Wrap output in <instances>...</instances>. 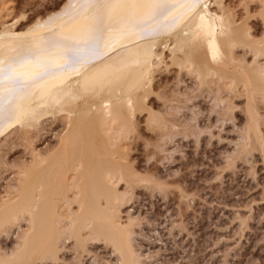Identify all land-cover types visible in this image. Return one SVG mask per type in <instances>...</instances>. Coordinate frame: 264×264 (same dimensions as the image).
I'll return each mask as SVG.
<instances>
[{"label":"bare ground","instance_id":"obj_1","mask_svg":"<svg viewBox=\"0 0 264 264\" xmlns=\"http://www.w3.org/2000/svg\"><path fill=\"white\" fill-rule=\"evenodd\" d=\"M6 2L0 0L1 10ZM202 2L207 8L189 11L185 0H67L58 12L37 17L25 28L0 12V60L7 64L35 55L18 69L25 74L24 89L10 101L8 86L0 89L4 97L0 139L15 127L35 128L51 116H62L66 123L50 157L38 158L37 167L29 170L31 176L27 171L24 175L30 177L18 183L15 196L0 200V232L21 215L26 214L29 222L11 264H30L36 254L56 257L60 234L66 231L49 232L61 199L67 204V239L80 244L86 237L104 240L118 253L116 264H137L132 237L120 221L122 195L113 179H136L123 135L135 127L136 114L148 112L145 99L167 56L179 70L185 66L205 83L206 77L231 72L239 64L235 48L247 47L254 55L252 63H257L251 72L258 80L254 91H264V38L253 39L247 21L238 23L235 10L224 0ZM53 39L58 47L51 46ZM45 70L49 75L33 82L31 78ZM150 113L145 114L147 124L149 118L154 120ZM71 203L77 204L75 210Z\"/></svg>","mask_w":264,"mask_h":264},{"label":"rangeland","instance_id":"obj_2","mask_svg":"<svg viewBox=\"0 0 264 264\" xmlns=\"http://www.w3.org/2000/svg\"><path fill=\"white\" fill-rule=\"evenodd\" d=\"M6 1L7 9L0 7L4 18L25 28L37 17L58 12L67 0ZM224 1L238 23L247 21L253 39L264 38V0ZM235 50L240 65L226 76L206 77L205 83L185 66L179 70L165 53L166 63L156 70L145 99L154 120L148 117L147 124L149 114L143 110L123 135L136 179L113 180L137 264H264V91H254L253 53L247 47ZM65 131L62 116H51L35 128L15 127L0 139L1 201L15 196L24 174L30 175L40 158L50 157ZM59 201L49 235L66 232L60 234L56 257L36 254L30 264L119 263L118 253L104 240L86 237L80 244L67 239V204ZM28 223L24 214L0 232V264H11Z\"/></svg>","mask_w":264,"mask_h":264},{"label":"snow or ice","instance_id":"obj_3","mask_svg":"<svg viewBox=\"0 0 264 264\" xmlns=\"http://www.w3.org/2000/svg\"><path fill=\"white\" fill-rule=\"evenodd\" d=\"M187 8L189 11L195 10L197 8H207V4L203 3L202 0H185ZM127 7H133L134 5H126ZM175 7V5H172ZM85 7H91V5H85ZM204 17H201L203 20ZM52 47H58L59 42L55 39L51 41ZM215 53L213 54V59H215ZM35 60L34 54H28L20 56L16 59L11 60L7 64L5 61L0 60V89H3L5 85H7L8 99L11 100V97L24 89L26 87L25 82V74L20 72L18 69L25 66L27 63H31ZM76 62L75 59H71L70 63ZM67 65H62L61 68L66 67ZM47 75H49L48 71L45 70L43 72L36 73L31 79L33 82L36 80H42ZM262 76H264V72H262ZM4 109V97L0 96V113L3 112Z\"/></svg>","mask_w":264,"mask_h":264}]
</instances>
